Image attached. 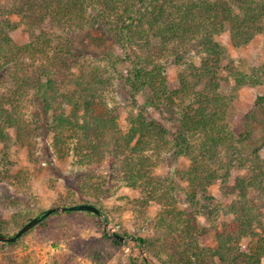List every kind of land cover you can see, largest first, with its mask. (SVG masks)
I'll return each mask as SVG.
<instances>
[{
    "label": "trees",
    "instance_id": "1",
    "mask_svg": "<svg viewBox=\"0 0 264 264\" xmlns=\"http://www.w3.org/2000/svg\"><path fill=\"white\" fill-rule=\"evenodd\" d=\"M13 15L38 30L30 43L12 38ZM227 24L233 45H248L264 32V0H0L2 149L9 147L12 129L15 141L22 144L38 132L51 158L61 161L74 156L78 164L89 167L107 163L111 172L103 180L106 189L94 173L70 177L68 186L95 196L110 194L107 191L115 183L139 189L143 196L133 201L140 213L150 201L159 203L154 234L172 244L170 250L163 248L169 264H216L215 256L218 264H240L242 259L245 264H262L264 159L260 147L250 140L252 114L243 126H233L229 119L233 97L223 90L232 83L258 88L264 84V66L247 74L234 65H223L226 49L215 37ZM96 41L100 44L93 50ZM102 42L111 43L107 52L98 50ZM116 46L124 56L116 53ZM168 62L180 68L175 87L166 76ZM118 64L125 65L126 73L118 70ZM118 80L130 87L136 105L137 95L143 93L146 105L154 107L164 121L132 110L130 127L124 132L119 110L104 97ZM28 101L31 122L24 114ZM254 107L264 110V95L257 97ZM169 150L190 160L179 171L187 183L185 200L173 194L177 189L173 174L156 173L157 156ZM3 157L9 158L7 151ZM234 170L245 175L235 177L229 186ZM0 179L21 186L30 181L25 172L13 169L1 170ZM216 181L237 196L226 206L225 215L232 217L217 229L216 247L207 248L199 242L208 230L196 217L202 210L196 205L199 194L212 198L209 189ZM68 198L59 201L68 205L73 202H66ZM180 202L188 206L181 208ZM111 237L121 244L114 234ZM247 237L257 242L249 254L241 251L242 239ZM170 239L174 241L167 243ZM19 240L0 243L12 251ZM138 240L152 250L156 243L154 238ZM143 262L151 263L147 258Z\"/></svg>",
    "mask_w": 264,
    "mask_h": 264
},
{
    "label": "rangeland",
    "instance_id": "2",
    "mask_svg": "<svg viewBox=\"0 0 264 264\" xmlns=\"http://www.w3.org/2000/svg\"><path fill=\"white\" fill-rule=\"evenodd\" d=\"M10 19L13 22L10 34L16 42L26 44L34 40L38 30L31 29L20 20L19 16L13 15ZM94 34L101 35L96 32ZM215 38L226 49V56L222 62L224 66L234 65L237 70L247 74H250L252 69L264 66V32L254 37L246 46H234L230 26L227 24L225 30ZM99 42L96 41L91 49L95 50ZM101 44L98 50L105 52L111 46L110 42ZM115 51L124 56L119 47L116 46ZM194 59L197 63L199 62L198 56L194 55ZM124 67L123 64L117 66L121 71H124L126 68ZM179 71V66L172 62L167 63L166 76L171 87L177 85ZM111 72L118 73L114 69H111ZM128 90L130 87L121 85L118 80L114 81L104 95L109 106L119 110V124L124 132H127L130 127L128 116L132 110L144 111L149 118L163 119L154 107L146 105L143 93L137 95L138 104L136 105ZM223 92L233 97L229 118L233 126H243V120L252 114L253 135L250 140L253 142L252 146L260 147L259 152L264 159V110L254 107L257 97L264 95V84L253 89L247 86L239 87L232 83ZM25 107V118L31 122L33 120L32 104L28 101ZM171 124V121H167V125ZM11 136L12 140L8 148L2 149L0 145V158H2L0 171L6 169L22 171L28 175L30 181L21 186L15 184L16 182L13 185L11 182L0 179V231L11 235L30 219L40 216L53 207L90 203L105 211L100 209L102 216L88 211L55 212L42 224H38L19 238L18 244L12 251H8L0 243V264H132V258H135L137 264H144V258H147V261L150 260V264H169L163 248L170 250L172 244L160 241L154 234L157 227L154 219L161 212L159 203L150 201L147 207L144 209L141 207L140 213L138 211L140 207L136 206L138 210H134L135 202L133 201L136 196L142 195L139 189L119 186L116 183L108 189L107 192L110 193L108 195L100 193L102 195L95 196V192L83 195L78 189H70L68 186V182L72 183L70 177L94 173L95 179L99 177V180L103 182L111 172L107 163L89 167L78 164L74 156L61 161L55 156L51 158L43 143V134L40 135L38 132L34 136L31 135L32 137L25 144L15 141L14 129L11 130ZM50 140L48 137V142ZM6 151L8 159L3 157ZM157 160L159 161L156 173L160 176L173 174L177 188L173 194L185 200L187 183L180 177L179 171L186 169L190 165V160L187 157L174 156L171 150L163 152L160 157L157 156ZM7 163L8 165H5ZM238 175H245V172L234 170L229 186L234 183ZM103 186L104 189L107 188L104 182ZM209 193L212 198L206 199L202 194L198 195L200 201L196 207L202 210L196 213V217L208 230L199 240L201 246L215 248L217 229L221 230L223 224L231 221L232 216L225 215L226 206L235 200L237 193L231 192L228 186L224 187L221 181H216L210 187ZM64 196H69L66 202H73L63 205L64 202L59 200ZM78 196H85V198L80 199ZM179 206L185 208L188 204L180 202ZM187 209L193 210L191 206ZM113 233L124 236L125 239L121 244L113 240L111 237ZM139 237L154 238L156 243L152 246L153 250L141 245ZM172 240H168L167 243H171ZM256 244V241H251L248 237L244 238L241 251L252 253ZM13 259L15 262H9ZM213 260L216 264L219 263L218 256L213 257ZM240 264H245L243 259ZM262 264H264V257Z\"/></svg>",
    "mask_w": 264,
    "mask_h": 264
},
{
    "label": "water",
    "instance_id": "3",
    "mask_svg": "<svg viewBox=\"0 0 264 264\" xmlns=\"http://www.w3.org/2000/svg\"><path fill=\"white\" fill-rule=\"evenodd\" d=\"M57 211H88L92 212L98 216H102V211L95 205L89 203L76 204L72 206H62V207H53L46 210L41 216H37L27 222L22 228H20L15 235L8 236L0 233V242H15L21 238L25 233L31 230L33 227L38 225L41 221L54 214ZM114 236L121 242L125 239L124 236L120 234L113 233Z\"/></svg>",
    "mask_w": 264,
    "mask_h": 264
}]
</instances>
